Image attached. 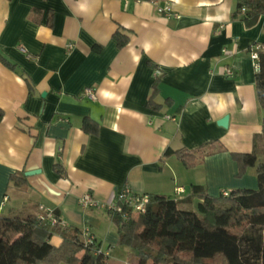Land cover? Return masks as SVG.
<instances>
[{
  "label": "crops",
  "instance_id": "crops-1",
  "mask_svg": "<svg viewBox=\"0 0 264 264\" xmlns=\"http://www.w3.org/2000/svg\"><path fill=\"white\" fill-rule=\"evenodd\" d=\"M165 4L178 18L159 15ZM235 10L236 0H0V53L13 66L0 63V217H37L44 208L63 227L89 230L109 258L120 250L125 264H138L108 212L79 207L84 194L108 204L127 186L198 213L193 186L211 197L257 190L256 169L238 179L231 153L262 162L264 109L250 49L264 46V17L247 28L242 15L232 19ZM84 88L96 99L83 98ZM85 119L97 135L83 132ZM212 141L225 151L193 169L165 156ZM50 237L58 247L61 238Z\"/></svg>",
  "mask_w": 264,
  "mask_h": 264
},
{
  "label": "trees",
  "instance_id": "trees-1",
  "mask_svg": "<svg viewBox=\"0 0 264 264\" xmlns=\"http://www.w3.org/2000/svg\"><path fill=\"white\" fill-rule=\"evenodd\" d=\"M263 14L264 0H236L232 19L242 15L243 24L250 28ZM113 38L119 48L127 43V38L119 33ZM0 63L13 70L1 53ZM259 65L255 91L264 109V52L259 54ZM158 83L156 78L147 99L146 105L152 110L158 109L153 102ZM82 130L97 135L98 125L85 119ZM224 151L220 143L212 141L193 151L166 150L165 156L174 155L186 169H193L205 157ZM231 157L238 168V179L249 168L256 169L257 190H236L227 197H211L202 187L193 186L192 197L202 200L198 213L180 210L177 202L165 196L150 195L144 213L131 214L127 208L128 219L112 217L118 244L130 249L138 264H264V162L259 161L257 153H231ZM10 182L17 187L25 185V180L17 175H12ZM55 217L57 222L53 226L33 216L0 217V264H107L104 254H93L83 246L81 232L61 226ZM52 235L61 238L58 247L49 244Z\"/></svg>",
  "mask_w": 264,
  "mask_h": 264
},
{
  "label": "built area",
  "instance_id": "built-area-1",
  "mask_svg": "<svg viewBox=\"0 0 264 264\" xmlns=\"http://www.w3.org/2000/svg\"><path fill=\"white\" fill-rule=\"evenodd\" d=\"M242 13L245 12V9H241ZM157 12L164 18H178L176 14L172 12V8L169 4H165L163 7H158ZM264 17V14H263ZM264 52V46L261 44H253L250 49V59L252 61L253 70L256 74L260 72V65H259V54ZM223 75L226 77H232L233 72L229 68L224 69ZM83 98L88 100H95V90L93 88H84L81 93ZM178 193V191H177ZM222 195L227 197L229 192H222ZM6 200V198H5ZM148 202V195H137L134 194L129 187L125 186L121 190L115 192L114 198L112 202L108 204H100L90 194H84L79 200L78 205L83 210H96L102 209L105 210L110 214L111 217L114 215H119L122 220L128 219V211L127 208L131 212V214L135 213H144L146 204ZM40 211L43 213L37 216V219L40 222L48 223L49 225H54L57 222L56 217L52 214V212L47 211L44 208H40ZM83 237V246L91 249L93 254H104L107 258H109V253L102 252L101 248L98 247L95 238L86 230L82 233Z\"/></svg>",
  "mask_w": 264,
  "mask_h": 264
},
{
  "label": "rangeland",
  "instance_id": "rangeland-1",
  "mask_svg": "<svg viewBox=\"0 0 264 264\" xmlns=\"http://www.w3.org/2000/svg\"><path fill=\"white\" fill-rule=\"evenodd\" d=\"M260 157L262 159V161L264 162V142H263V148L260 150ZM260 161V159H259ZM261 162V161H260ZM262 238L264 240V232L262 233ZM130 258H133L131 257L130 255ZM129 259V257L127 256V253L124 252V251H120V250H115V252L112 254V257L109 258L110 260V264H125V262ZM131 260V259H129ZM113 261H116V262H113ZM128 264H135L134 261H129ZM150 264V263H148Z\"/></svg>",
  "mask_w": 264,
  "mask_h": 264
},
{
  "label": "water",
  "instance_id": "water-1",
  "mask_svg": "<svg viewBox=\"0 0 264 264\" xmlns=\"http://www.w3.org/2000/svg\"><path fill=\"white\" fill-rule=\"evenodd\" d=\"M227 121H228V118L227 117H224L223 119H221L218 122V125L225 128L227 126Z\"/></svg>",
  "mask_w": 264,
  "mask_h": 264
}]
</instances>
